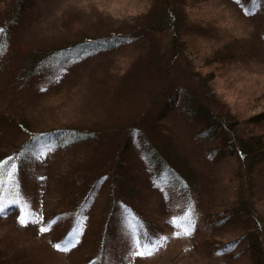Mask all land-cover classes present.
<instances>
[{
	"label": "rangeland",
	"instance_id": "obj_1",
	"mask_svg": "<svg viewBox=\"0 0 264 264\" xmlns=\"http://www.w3.org/2000/svg\"><path fill=\"white\" fill-rule=\"evenodd\" d=\"M260 1L178 0L183 5L175 6L177 16H184L183 6L184 20L200 22L197 34L187 22L186 45L193 50L180 59L171 51V33L153 27L159 0H0V151L33 130L60 127L70 137L53 146L40 138L22 160L13 154L0 165V264H219L217 242L263 231V222L260 229L246 215L220 214V204L251 170L244 154L209 151L211 157L207 146L220 149L225 139L219 131L208 141L204 131L216 127L210 117L229 116L264 132ZM142 28L150 32L141 39L133 33L105 49L48 57L51 49L87 36ZM132 126L146 144H131ZM82 128L97 137L73 135ZM120 145L123 172L132 183L112 182L114 171H107ZM161 157L193 186L179 182L182 176ZM255 182L264 217V158ZM93 183L92 199L73 205L78 189ZM21 217L29 222L21 224ZM185 228L190 235H177ZM145 237L162 246L151 256L134 255L133 239L151 242ZM259 241L264 251L263 236ZM69 242L75 244L69 251L55 247ZM246 251L232 264H249L253 250Z\"/></svg>",
	"mask_w": 264,
	"mask_h": 264
},
{
	"label": "trees",
	"instance_id": "obj_2",
	"mask_svg": "<svg viewBox=\"0 0 264 264\" xmlns=\"http://www.w3.org/2000/svg\"><path fill=\"white\" fill-rule=\"evenodd\" d=\"M260 1V0H259ZM261 3V1H260ZM159 8L157 7V12L155 13L156 15V25H153V27H155V29L157 30H168L169 33H171V36L169 37V40L171 42V51H173L175 56H178V58L180 57V59H182L183 55H185V57H188L190 51H192L193 49L191 48L190 45H186V42L188 41L186 35H190V31L184 30V28H186L187 26V22L189 21L191 29L194 30V34H197L196 29L199 27L200 22H195L193 19H191L189 17L188 21L184 20V16H185V10L186 7L183 6L180 9L181 12L184 14V16L179 17L177 16V12H176V7L175 6H179L181 7L180 4L183 5V3H178V0H159ZM262 4H264V0L262 2ZM186 5V4H185ZM264 7V6H263ZM22 8H18V10H20ZM152 27V26H150ZM152 27V29H154ZM202 27V26H201ZM149 28V27H148ZM170 30V31H169ZM142 32L140 31H132V33H108L105 35H99V36H93V37H85L82 38L81 40H78L76 42H73L71 44L68 45H64V46H60L55 48L54 51H51L53 49L50 50V52H48V57L49 58H53L55 56L56 53L62 51V50H66L68 49V47L70 48H79L77 51H79L82 48H85V46L87 44H93L98 43L100 45H116L118 43H122V42H118V41H127L129 39V37H131L130 35H134L133 33H135L136 35H139L140 39L144 36V33L146 34V32H150V29L147 28H142L141 29ZM200 31V30H199ZM205 31V30H204ZM140 34H139V33ZM193 34V33H192ZM189 42V41H188ZM114 43V44H112ZM88 48H85L84 50H86ZM90 49V48H89ZM173 49V50H172ZM40 61H38L39 63ZM206 64H207V60H206ZM185 106V111H191L192 108L189 107V105H184ZM190 109V110H188ZM191 116V114H190ZM193 117V116H191ZM264 115L261 116V118H263ZM210 121H212V125H215L216 127L214 128H210L209 130L204 129V131H208V136L209 138H207L208 141H212L211 139H214V136L216 134H218L217 132L220 131L219 136L223 137L224 141V145H221L222 148L218 149V148H213L209 149L207 146V150L208 152H212L213 155L216 154V151H219L221 153H233L237 156H244L248 159H251L250 164H247L246 161V168H250V172H248L246 174V180L244 181H237L238 184L234 185L235 186V191L233 194L229 195L227 198H225L227 200L226 205L225 204H220V207H223L222 209L225 211H220V214H224L225 217L232 213L237 214H241V215H246L248 217H250L251 221L252 220H256L259 222L260 224V229H261V223L263 222V227H264V217L260 214V211H258L259 209V204L258 202H256L257 200H259V198H257L258 193L260 192L258 190L259 188V184H257L255 182V170L258 168V166H260V163L262 161V158H264V132H258L257 130H254L253 128H248V126L244 125H240V120L238 123H236V119L237 118H230L229 116L226 117V120L224 121L221 117H210L209 118ZM216 119V120H214ZM221 120L222 122H220L219 120ZM260 121V120H257ZM12 124V123H11ZM26 124V123H25ZM241 126V132L239 134L238 130H237V126ZM21 125H24V123H22ZM25 127H28L27 124L25 125ZM62 129L64 128H60V127H53V128H49L47 130H33L29 132V136L28 138H26L22 143H16L13 142L10 145H12V147H10V149H6L4 151H0V161L1 164H7L9 160H7V157L9 155H15L17 158H21L23 152L28 149L31 148L32 145L34 144V142H36L38 139H43L44 136L46 135H51V134H57L58 132L63 131ZM239 129V128H238ZM86 128H82L80 130H75L78 132H75L73 135L79 137V138H92V137H97V136H93V133L88 132ZM58 131V132H57ZM257 131V133H256ZM80 132V133H79ZM95 132V131H94ZM137 132V131H136ZM128 139L130 140L131 144L133 145V139L136 138L135 135V131H134V127H129L128 128ZM204 133L201 132L200 133H196V136L201 139L203 138ZM66 135H68V133L66 132ZM101 135H103L101 133ZM142 136V135H140ZM140 140L143 141L144 144L145 140L139 138ZM206 140V139H205ZM207 140L205 141V144H207ZM207 142V143H206ZM218 143V142H217ZM12 149V151H11ZM11 151V152H9ZM125 152L124 147L122 145L119 146V149L116 150L113 154V156L110 158L111 162H110V166H113V169L110 168L107 171H114V177L112 182H114L116 179L118 180H122V183L125 182H131L130 180V176L127 173L123 172V168H122V163L123 160L121 158L122 153ZM129 152V151H128ZM209 152V154H210ZM211 156V154H210ZM212 157V156H211ZM162 158V157H161ZM164 159V161L167 163V165L170 168V172L173 173H177L180 177L182 176V178H177V180L179 182L185 183L186 188H191L193 186V181H191V179L187 176H184L181 172L182 170L180 168H178V166L173 163V161L166 159V158H162ZM22 160V158H21ZM157 161V159L153 160V163L155 164ZM175 162V161H174ZM20 167V165H18ZM119 172V174H118ZM105 175V174H104ZM104 175H101L97 178V181H99V179H102V177H104ZM119 175V176H118ZM112 176V174L110 173V177ZM133 179H136L137 177H131ZM162 181L164 180V177H161ZM252 181V182H251ZM244 182V183H243ZM132 183V182H131ZM134 188H136L134 186V184H132ZM233 184H230V186ZM96 183H93V185H91L89 187L88 190H86L84 187H81L78 189L76 197H75V201L73 202V205H76L78 208H80L81 205H84L85 203H87L90 199H92L93 195H94V188H96ZM183 187V186H182ZM126 188V187H125ZM247 191V195L246 197H242V194ZM246 193V192H245ZM245 195V194H243ZM260 197V196H259ZM261 199V198H260ZM72 205V206H73ZM125 205L126 208H135L134 206H130L127 204H123ZM75 207V206H74ZM73 210V209H69L68 211ZM113 211V210H112ZM137 214L139 215V217H141V219H143L144 224H148L147 222V218L144 217L143 212L138 209L136 210ZM261 216H260V215ZM258 232L260 233V230H255L253 232H248V233H243V235L245 236H241V237H237L236 239L227 241V242H217L214 246L216 249V253L218 254V257H223V260L220 262L219 264H232L233 262H236L237 260H239L243 255H245V253H247L248 249H250L251 251L253 250L251 257L252 259L249 261V264H264V258L261 256L260 257V261H259V257L256 258V256L260 255L259 253H261V246H260V241H259V237L260 235L263 236L264 239V229L263 231H261L260 234H258ZM247 246H243L242 248L239 249L240 245L242 244V242L245 240V238H247ZM150 241L151 238H149ZM259 241V242H257ZM260 249V251H258V249ZM258 251L255 255V252ZM262 252L263 249H262ZM262 254V253H261Z\"/></svg>",
	"mask_w": 264,
	"mask_h": 264
},
{
	"label": "snow or ice",
	"instance_id": "obj_3",
	"mask_svg": "<svg viewBox=\"0 0 264 264\" xmlns=\"http://www.w3.org/2000/svg\"><path fill=\"white\" fill-rule=\"evenodd\" d=\"M15 203V202H14ZM4 211L3 208H0V213ZM29 221L23 217L20 218V223L21 224H27ZM190 235V231L185 228L183 233H177V235ZM149 238L145 237V241H148ZM78 242V241H77ZM75 244L72 242H69L68 245L65 247L61 248L60 245H55V247L58 250L61 251H69L71 247H74ZM133 246L137 248V251L134 253V255L137 256H151L153 255L156 251L159 250V248L162 246V241H151V242H144L142 243L141 240L139 239H133Z\"/></svg>",
	"mask_w": 264,
	"mask_h": 264
},
{
	"label": "bare ground",
	"instance_id": "obj_4",
	"mask_svg": "<svg viewBox=\"0 0 264 264\" xmlns=\"http://www.w3.org/2000/svg\"><path fill=\"white\" fill-rule=\"evenodd\" d=\"M85 47H87V48H93V49H97L98 47H100L101 49H105V46L104 45H100V44H98V43H93V44H87ZM79 48H70V47H68V49H66L65 51L64 50H62V51H60V52H58V53H56L55 54V56L52 58V60L53 59H55V58H58V57H60V55L61 54H63V53H65V52H67V54H70V53H74L75 51H77ZM87 50V49H86ZM86 50H84V48H82L81 47V49L79 50V51H77V54L80 52V51H86ZM63 131H61V132H58L57 134H51V135H46V136H44L43 137V139H45L44 140V142L45 141H47L51 146H53V145H56V144H54V141L55 140H57V139H60V138H63V140H61V145H64V144H66L68 141H69V135H66V132H65V130L64 129H62ZM134 131H138V130H136V129H134ZM51 139H53V141H51ZM137 145V144H143V141L142 140H140V139H138V138H135L134 140H133V146L134 145ZM151 161V163L153 162V160H150Z\"/></svg>",
	"mask_w": 264,
	"mask_h": 264
}]
</instances>
